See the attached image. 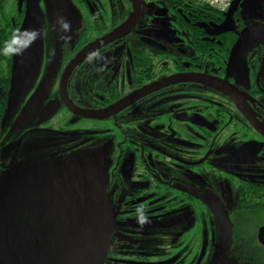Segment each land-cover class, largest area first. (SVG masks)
Masks as SVG:
<instances>
[{
  "label": "flooded vegetation",
  "instance_id": "flooded-vegetation-1",
  "mask_svg": "<svg viewBox=\"0 0 264 264\" xmlns=\"http://www.w3.org/2000/svg\"><path fill=\"white\" fill-rule=\"evenodd\" d=\"M35 1L0 0V264H49L40 249L77 264L56 230L89 179L104 187L86 264H215L226 251L222 264H264V40L234 51L264 17L245 18L244 0L231 13L195 0H138L139 11L134 0H61L57 79L31 110L40 85L13 109V49L31 9L45 8ZM87 146L93 169L74 205L31 218L25 202L52 208L62 180L26 165Z\"/></svg>",
  "mask_w": 264,
  "mask_h": 264
},
{
  "label": "rangeland",
  "instance_id": "rangeland-1",
  "mask_svg": "<svg viewBox=\"0 0 264 264\" xmlns=\"http://www.w3.org/2000/svg\"><path fill=\"white\" fill-rule=\"evenodd\" d=\"M45 3V8H32L29 17L24 20L22 28L17 33L15 48L13 51V88L12 102L15 104L13 109H16L20 103L28 97L32 87L39 86L40 91H35L33 99L25 103L31 108L36 103H41L48 96L51 85L56 81V76L60 69L61 53L66 49L67 33L65 32V21L61 12V0H40ZM244 0V8L247 10L244 13L245 18L261 17L260 10L251 9L249 4ZM235 2V1H234ZM32 94V95H33ZM30 103V104H29ZM26 109L22 108L21 113L30 116L29 113L23 112ZM35 114V113H33ZM62 156L52 157L51 160H46L40 163L35 160V163L26 165L27 167L34 166L36 174L42 175L49 173V179L53 180L52 184H56L57 180H62L59 186L54 188L55 201L52 203V208L47 204H39V208L33 209L29 204H26V211L31 218H35L38 213L51 212L53 217L57 218L67 212L75 203L74 197L78 191L81 180L84 179L93 169L94 151L91 147L79 148L68 151ZM54 158V159H53ZM95 160V159H94ZM41 185L38 191L43 189ZM69 197L62 198L61 196ZM52 217V218H53ZM49 220V219H48ZM47 220V221H48ZM49 222V221H48ZM44 228L41 226V229Z\"/></svg>",
  "mask_w": 264,
  "mask_h": 264
},
{
  "label": "water",
  "instance_id": "water-1",
  "mask_svg": "<svg viewBox=\"0 0 264 264\" xmlns=\"http://www.w3.org/2000/svg\"><path fill=\"white\" fill-rule=\"evenodd\" d=\"M233 6L229 10L231 13L237 6V1L234 0ZM31 5L36 4L35 0H30ZM251 9L255 11L260 10V15L264 17V0H250L246 1ZM136 11H139V2L134 0ZM138 13V12H136ZM128 24V23H127ZM131 23L126 27L118 30L119 32L125 31ZM105 40V39H104ZM104 40L96 42L90 48L101 45ZM258 40H264V23L257 22L253 26L247 27L240 34V39L236 43L235 52L242 49H248L249 46ZM88 49L80 53L69 65L63 78V88L66 86L68 75L73 71V68L83 59ZM99 183L94 179H89L86 183L85 190L80 194L78 202L73 207L74 209L68 214L67 217L63 218L58 224L56 233V242L60 245L71 248L75 263L86 264L88 259L92 256L93 250L97 244V238L99 233V222L102 214V207L100 205V193L103 191L99 188ZM40 254H43L45 261L49 264H55L49 253H46L43 249H40ZM228 251L220 252L215 264H222L227 259Z\"/></svg>",
  "mask_w": 264,
  "mask_h": 264
},
{
  "label": "built area",
  "instance_id": "built-area-1",
  "mask_svg": "<svg viewBox=\"0 0 264 264\" xmlns=\"http://www.w3.org/2000/svg\"><path fill=\"white\" fill-rule=\"evenodd\" d=\"M198 3H202L204 5H207L209 7H213L219 12H227L231 7L234 0H195Z\"/></svg>",
  "mask_w": 264,
  "mask_h": 264
},
{
  "label": "clouds",
  "instance_id": "clouds-1",
  "mask_svg": "<svg viewBox=\"0 0 264 264\" xmlns=\"http://www.w3.org/2000/svg\"><path fill=\"white\" fill-rule=\"evenodd\" d=\"M7 50V46H5V51ZM13 51L15 52V51H17L16 49H13Z\"/></svg>",
  "mask_w": 264,
  "mask_h": 264
},
{
  "label": "trees",
  "instance_id": "trees-1",
  "mask_svg": "<svg viewBox=\"0 0 264 264\" xmlns=\"http://www.w3.org/2000/svg\"><path fill=\"white\" fill-rule=\"evenodd\" d=\"M201 4H202V3H201ZM203 6H207V5H204V4H203ZM208 7H209V6H208Z\"/></svg>",
  "mask_w": 264,
  "mask_h": 264
}]
</instances>
